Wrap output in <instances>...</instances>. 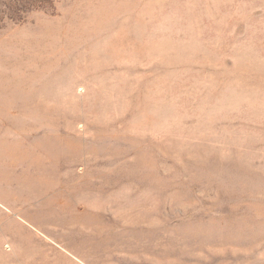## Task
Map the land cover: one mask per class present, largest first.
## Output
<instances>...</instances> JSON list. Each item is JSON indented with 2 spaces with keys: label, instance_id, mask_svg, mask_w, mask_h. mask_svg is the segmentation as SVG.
Masks as SVG:
<instances>
[{
  "label": "rangeland",
  "instance_id": "374dc122",
  "mask_svg": "<svg viewBox=\"0 0 264 264\" xmlns=\"http://www.w3.org/2000/svg\"><path fill=\"white\" fill-rule=\"evenodd\" d=\"M0 264H264V0H0Z\"/></svg>",
  "mask_w": 264,
  "mask_h": 264
}]
</instances>
